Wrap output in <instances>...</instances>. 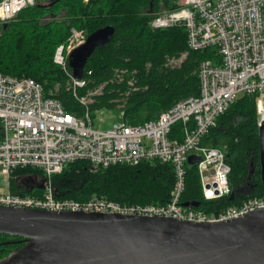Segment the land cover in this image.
Returning <instances> with one entry per match:
<instances>
[{"label": "trees", "instance_id": "obj_1", "mask_svg": "<svg viewBox=\"0 0 264 264\" xmlns=\"http://www.w3.org/2000/svg\"><path fill=\"white\" fill-rule=\"evenodd\" d=\"M49 5V0H43L0 25V73L34 79L46 96L78 115L85 111L81 98L100 89L90 97L93 116L103 109L118 110L120 121L132 126L156 120L181 100L199 96V66L214 57L213 50L191 51L184 26L155 30L150 25L160 11L175 9V0H61ZM108 25L115 27L113 41L89 59L84 73L86 86L77 88L75 95L70 75L54 61L56 52L69 43L73 31L88 36ZM260 101L259 95L240 97L202 141V146L224 152L231 167L232 192L246 181L250 168H255L250 175V193L207 201L197 165H187L180 202L199 203L189 210L220 214L248 199H264L258 160ZM171 137L183 139L181 123ZM252 157L254 165L250 167ZM35 178L43 181L44 175L30 167L12 170L10 192L43 197L44 184L22 186L23 181ZM176 181L173 166L159 161L102 168L79 160L53 177L57 199L85 203L99 198L122 206H165L174 197ZM26 242L23 237L0 234V261Z\"/></svg>", "mask_w": 264, "mask_h": 264}, {"label": "built area", "instance_id": "obj_2", "mask_svg": "<svg viewBox=\"0 0 264 264\" xmlns=\"http://www.w3.org/2000/svg\"><path fill=\"white\" fill-rule=\"evenodd\" d=\"M41 1L0 0V25L8 24L21 11ZM175 2V9L156 14L151 27L162 30L184 26L189 49H210L214 57L202 61L199 66V96L181 100L156 120L138 126L119 121L112 129L102 131L93 127L94 116L88 106L92 101L90 97L98 90L89 93L90 97L81 98L85 111L78 115L67 112L54 97L46 96L42 85L34 79L0 73V173L9 177L16 168L30 167L41 171L45 179L43 197L9 191L0 194V205L52 212L118 213L197 223L234 220L264 208V199L251 198L220 214H207L189 210L180 202L191 155L201 157L197 167L207 201L232 194L231 167L224 152L202 146V141L218 118L240 97H264V0ZM86 40L85 34L73 31L69 43L59 47L54 58L70 75L75 95L76 89L85 87L87 81L84 77L81 80L73 77L68 57ZM179 123L182 124V140L171 137ZM79 160L102 168L155 161L169 163L177 178L174 197L165 206H122L99 198L85 203L57 199L53 177Z\"/></svg>", "mask_w": 264, "mask_h": 264}, {"label": "water", "instance_id": "obj_3", "mask_svg": "<svg viewBox=\"0 0 264 264\" xmlns=\"http://www.w3.org/2000/svg\"><path fill=\"white\" fill-rule=\"evenodd\" d=\"M58 1L49 0V7ZM114 36V26L99 28L70 53L68 64L75 79H83L89 59L97 49L109 45ZM259 138L264 185L263 116ZM200 161L197 155L188 158L191 166ZM253 165L252 161L250 167ZM239 189L232 192L231 198ZM198 205L183 204L185 208ZM0 234L27 241L0 264H264V208L234 220L197 223L0 205Z\"/></svg>", "mask_w": 264, "mask_h": 264}, {"label": "rangeland", "instance_id": "obj_4", "mask_svg": "<svg viewBox=\"0 0 264 264\" xmlns=\"http://www.w3.org/2000/svg\"><path fill=\"white\" fill-rule=\"evenodd\" d=\"M165 11H160L159 14H163ZM155 17V16H154ZM151 25V23H150ZM152 28V27H151ZM153 29V28H152ZM180 61H176V64H179ZM100 92V89L98 90ZM98 92V93H99ZM97 93V94H98ZM260 106H264V97L261 99ZM91 103V102H90ZM120 112L118 110H99L94 115V128L102 130V131H108L114 127L115 124H117L120 121ZM260 116L262 118V112H260ZM255 170L251 168V175L253 171ZM45 184V179L43 178V181L39 178H35L34 180H25L22 182V186L24 188L32 187L34 185H43ZM251 181L249 180L245 185L241 186L240 189L237 191V195L245 196L250 193L251 191ZM10 191V181L9 177L5 174L0 173V194H7Z\"/></svg>", "mask_w": 264, "mask_h": 264}, {"label": "flooded vegetation", "instance_id": "obj_5", "mask_svg": "<svg viewBox=\"0 0 264 264\" xmlns=\"http://www.w3.org/2000/svg\"><path fill=\"white\" fill-rule=\"evenodd\" d=\"M258 154H259L258 157L260 158V150H259V153H258ZM254 158H255V157H252V161H254ZM259 158H258V160H259ZM259 163H260V160H259ZM250 175H251V170H250V174H249V176L246 178V181H244V183L242 184V186L245 185V184L250 180V178H251ZM251 189H252V188H251Z\"/></svg>", "mask_w": 264, "mask_h": 264}, {"label": "bare ground", "instance_id": "obj_6", "mask_svg": "<svg viewBox=\"0 0 264 264\" xmlns=\"http://www.w3.org/2000/svg\"><path fill=\"white\" fill-rule=\"evenodd\" d=\"M260 112H262V116L264 117V106L260 107Z\"/></svg>", "mask_w": 264, "mask_h": 264}]
</instances>
